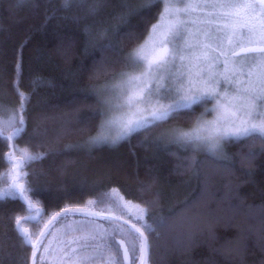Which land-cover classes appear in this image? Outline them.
I'll return each mask as SVG.
<instances>
[{"label":"snow or ice","instance_id":"obj_1","mask_svg":"<svg viewBox=\"0 0 264 264\" xmlns=\"http://www.w3.org/2000/svg\"><path fill=\"white\" fill-rule=\"evenodd\" d=\"M42 2L53 4L57 0ZM59 4V9H52L51 16L45 10L46 20L61 10L84 12L83 17L73 15L62 19L80 22L93 18L94 23L84 27L86 36L90 37L87 47H95L99 41L107 42L101 46V60L94 63L89 79L99 80L109 73L112 77L102 84L82 89L83 98L75 102L76 115L63 120L53 135L50 136L44 126L50 119L47 115L29 132L26 113L31 97L37 88L51 86V81L37 75L29 82L31 92L22 91V61L18 57L14 87L20 103L16 108L0 103V142H13L8 160L10 172L0 178L6 184L0 188V226L8 227L3 223V209L10 198L21 204L19 212L13 210L7 216L16 235L13 247L21 252L30 249L31 264H153L155 241L162 231L171 228L169 217L153 211L162 204L159 176L140 182V198L128 199L119 188L112 187L83 205H68L49 212L38 196L49 189L51 182L45 180L41 184L38 179L50 173L35 171V165L49 160L55 165L58 157L65 156L64 163L56 169L64 175L73 162L67 158L69 153L84 152L91 157L92 150L103 144L131 143L134 137L163 128L165 130L153 143L164 145L165 150L168 145H175L187 153L185 163L174 170L177 173L181 169L195 170L197 157L204 153L232 172L236 161L226 149L232 138H248L235 155L242 165H247L251 177L257 160L254 145L259 144V151L264 152V0H200L195 3L189 0H59ZM157 5L160 6L157 22L147 29L141 43L123 54L120 27L127 26L131 17H140L146 23L148 13ZM24 6L35 11L39 3L38 0H12L10 10ZM108 8H113V12L95 20ZM197 11L200 15L188 19ZM189 24L195 31L190 30ZM221 32L227 47L224 39L214 35ZM93 33L94 39L91 38ZM123 37L139 39L134 28ZM178 38L183 40V46L178 45ZM109 52L113 56L106 55ZM116 65L120 67L118 72ZM254 67L258 71L254 72ZM245 75L247 80L243 79ZM172 80L176 81L175 85ZM222 83L231 87L223 88ZM89 96L95 97V104L88 103ZM207 99L215 101L213 119L207 120L201 114L188 128L179 124L169 127L190 115L182 110H192ZM164 100L171 102L165 104ZM81 108L91 114L82 119L78 115ZM97 117V127L106 126L108 131L93 135L92 123ZM112 129L115 135L111 134ZM74 135L84 139L64 143L66 137ZM25 138L27 147L18 150L15 142ZM141 146L146 144L141 142ZM194 174L199 175L198 171ZM144 195L152 199L143 200ZM191 207L185 202L184 209L177 214L187 223V230L175 240L180 250L194 246L198 234L204 230L212 234L213 222L189 216ZM76 216L82 219L68 222L70 217ZM6 239H9L7 234L0 233V264L4 260ZM261 239L264 240V236ZM244 247L238 244L230 249V254L242 256ZM261 250L264 251V244ZM7 255L12 257L11 252ZM17 260L18 264H27L24 255Z\"/></svg>","mask_w":264,"mask_h":264},{"label":"trees","instance_id":"obj_2","mask_svg":"<svg viewBox=\"0 0 264 264\" xmlns=\"http://www.w3.org/2000/svg\"><path fill=\"white\" fill-rule=\"evenodd\" d=\"M38 3L39 7L35 11H30L28 6L13 11L10 10L12 0H0V103L9 108H16L20 103L14 87L19 57L22 61V91L31 92L29 82L37 75L51 81V86L37 88L31 97L29 112L26 113L29 132L43 116L50 117L44 126L49 129L51 136L63 120L76 115L75 102L83 98L82 89L110 80L112 73L102 75L99 80L89 79L94 63L101 60V46L107 42L99 41L95 47H87L90 37L86 36L84 27L85 24H93V18L81 19L80 22L62 19L63 16L73 15L83 17L84 12L61 10L46 20L45 10L51 16L52 9L60 8L59 0L53 4H44L42 0H38ZM159 11L160 6L157 5L148 13L146 23L140 17H131L127 26L120 27L123 54L143 40ZM112 12L113 8H108L95 20L103 19ZM133 28L139 39L124 38L123 34ZM94 37L95 33L91 38ZM106 55L113 56L110 52ZM119 70V65H116V71ZM88 103L95 104V97L89 96ZM201 109L198 104L192 110H182L190 115L174 121L169 127L175 124L190 127ZM90 114L86 108H81L78 113L82 119ZM98 124L97 117L92 123L93 135L97 133ZM164 130L158 128L146 135L134 137L131 143L121 141L116 146L101 145L92 150L91 157L84 152L69 153L67 158L73 162L64 175H60L56 169L64 163L65 156L58 157L55 165L50 160L37 163L35 171L50 173L38 179L41 184L45 180L51 182L48 190L39 193L38 199L42 206L51 212L68 205H82L112 187L119 188L128 199L140 198V182H148L153 175H157L161 181L162 204L153 211L169 217L171 228L162 231L159 240L155 241L153 264H264V251L261 250L264 244L261 239L264 236V152L259 151V144L254 145L257 160L251 177L247 165H242L240 158L235 155L248 138L231 141L226 149L236 161L232 172L226 171L212 156L204 153L197 157L199 162L195 170L185 172L181 169L177 173L174 170L185 163L187 153L175 145H168L165 150L164 145L153 143ZM83 139L74 135L66 137L64 143ZM141 142L146 146H141ZM11 143L0 142V157H3L0 174L7 166L6 158ZM15 143L25 148L28 140L25 138ZM170 152L176 155H169ZM194 171H198L199 175H195ZM142 199L151 200L152 196L144 195ZM185 202L192 205L189 216L210 220L214 226L212 234L204 230L198 234L194 246L180 250L175 240L187 230V223L177 214L184 209ZM20 207V203L9 198L3 209V223L8 224V227L0 226V233H6L9 237L5 240L3 264H18L20 255H24L27 264H30L31 250L21 252L18 247H13L16 235L7 220L10 211L19 212ZM217 220L219 223H215ZM238 244L245 246L242 256L231 255L230 249ZM9 252L12 253L11 258L7 255Z\"/></svg>","mask_w":264,"mask_h":264},{"label":"rangeland","instance_id":"obj_3","mask_svg":"<svg viewBox=\"0 0 264 264\" xmlns=\"http://www.w3.org/2000/svg\"><path fill=\"white\" fill-rule=\"evenodd\" d=\"M189 2H200V0H189ZM197 15H200V13L197 11L196 13H194L193 14V16L192 17H189L188 19H195V17L197 16ZM157 22V19H156V21L155 22H153L152 24H154V23H156ZM151 24V25H152ZM151 25L149 26V29L151 28ZM188 27L190 28V30H192V31H195V27L193 26V25H191V24H189L188 25ZM214 35L216 36V37H218V38H221V39H224V44H225V47H227V40H226V38L224 37V33H214ZM186 38V37H185ZM143 41V40H142ZM141 41V42H142ZM140 42V43H141ZM178 45L179 46H183V40H181V39H179L178 38ZM238 59H239V57H238ZM248 63H252L251 61H249ZM221 67H222V65H221ZM253 71L255 72V71H258V69H256L255 67L253 68ZM247 72V68H245V73ZM243 79L244 80H247L248 79V77H247V75H245L244 77H243ZM253 79H255V76L253 77ZM173 85H175V83H176V81L175 80H172V81H170ZM104 83V82H103ZM102 84V83H101ZM223 88H230L231 86L230 85H227V84H223L222 83V85H221ZM171 102V100H164L163 101V103H165V104H167V103H170ZM214 103H215V101H213V100H211V99H207V100H205V101H203L201 104H199V105H201V107H202V109H201V112L199 113V115H197V117H199V116H201V114H203V116H204V118L205 119H207V120H211V119H213V117H214V112L212 111V109H213V106H214ZM205 108H207V111H205ZM184 110H186V109H184ZM196 117V118H197ZM193 123H194V121H193ZM108 131V129H107V127L105 126V127H99L98 128V130H97V132H100V133H104V132H107ZM97 134V133H96ZM111 134L112 135H115V129H112L111 130ZM231 141H237L235 138H232L231 139ZM103 145H105V144H103ZM106 145H108V144H106ZM16 147H17V149L18 150H22V149H24V148H22V147H20V146H18L17 144H16ZM12 149H13V143H11L10 144V150H9V152H8V154H7V166H6V168H5V170L0 174V178H3V177H6L8 174H9V172H10V164L8 163V160L11 158L10 157V153L12 152ZM207 154V153H206ZM209 155V154H208ZM211 156V155H210ZM2 187H6V184H4L3 183V180L2 179H0V188H2ZM84 204V203H83ZM82 204V205H83ZM80 219H82L81 217H79V216H76V217H70L69 218V223H72L73 222V220H80ZM73 226H75V224H73ZM30 264H31V262H30Z\"/></svg>","mask_w":264,"mask_h":264},{"label":"water","instance_id":"obj_4","mask_svg":"<svg viewBox=\"0 0 264 264\" xmlns=\"http://www.w3.org/2000/svg\"><path fill=\"white\" fill-rule=\"evenodd\" d=\"M237 51H239V49H237ZM241 55H243V54H241Z\"/></svg>","mask_w":264,"mask_h":264}]
</instances>
